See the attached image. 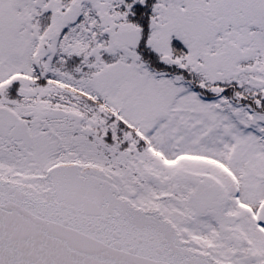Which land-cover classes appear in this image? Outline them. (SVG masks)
<instances>
[{"label": "snow or ice", "instance_id": "6c2138e0", "mask_svg": "<svg viewBox=\"0 0 264 264\" xmlns=\"http://www.w3.org/2000/svg\"><path fill=\"white\" fill-rule=\"evenodd\" d=\"M0 264H264V0H0Z\"/></svg>", "mask_w": 264, "mask_h": 264}]
</instances>
